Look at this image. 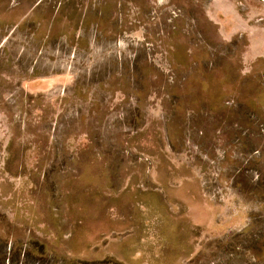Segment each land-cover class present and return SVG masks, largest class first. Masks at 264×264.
Instances as JSON below:
<instances>
[{"label":"rangeland","instance_id":"374dc122","mask_svg":"<svg viewBox=\"0 0 264 264\" xmlns=\"http://www.w3.org/2000/svg\"><path fill=\"white\" fill-rule=\"evenodd\" d=\"M0 264H264V0H0Z\"/></svg>","mask_w":264,"mask_h":264}]
</instances>
